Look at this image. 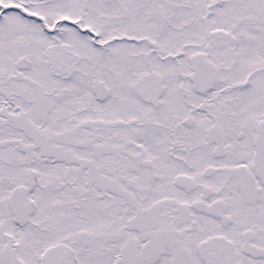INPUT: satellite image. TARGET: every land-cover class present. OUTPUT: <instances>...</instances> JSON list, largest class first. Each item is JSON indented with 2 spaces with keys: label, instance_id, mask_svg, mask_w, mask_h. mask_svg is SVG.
Here are the masks:
<instances>
[{
  "label": "snow or ice",
  "instance_id": "obj_1",
  "mask_svg": "<svg viewBox=\"0 0 264 264\" xmlns=\"http://www.w3.org/2000/svg\"><path fill=\"white\" fill-rule=\"evenodd\" d=\"M0 264H264V0H0Z\"/></svg>",
  "mask_w": 264,
  "mask_h": 264
}]
</instances>
